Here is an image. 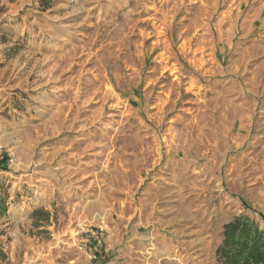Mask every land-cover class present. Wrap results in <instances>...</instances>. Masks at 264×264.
<instances>
[{
  "label": "rangeland",
  "instance_id": "1",
  "mask_svg": "<svg viewBox=\"0 0 264 264\" xmlns=\"http://www.w3.org/2000/svg\"><path fill=\"white\" fill-rule=\"evenodd\" d=\"M3 157L0 264H223L264 229V0H0Z\"/></svg>",
  "mask_w": 264,
  "mask_h": 264
},
{
  "label": "trees",
  "instance_id": "2",
  "mask_svg": "<svg viewBox=\"0 0 264 264\" xmlns=\"http://www.w3.org/2000/svg\"><path fill=\"white\" fill-rule=\"evenodd\" d=\"M7 209V198L0 197V213ZM0 254L1 262L6 256L3 250ZM217 256L223 264H264V229L249 216H235L223 226V240L217 248Z\"/></svg>",
  "mask_w": 264,
  "mask_h": 264
}]
</instances>
